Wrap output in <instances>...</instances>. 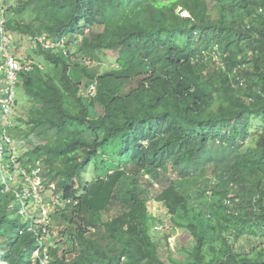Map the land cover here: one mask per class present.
I'll list each match as a JSON object with an SVG mask.
<instances>
[{
  "label": "trees",
  "instance_id": "16d2710c",
  "mask_svg": "<svg viewBox=\"0 0 264 264\" xmlns=\"http://www.w3.org/2000/svg\"><path fill=\"white\" fill-rule=\"evenodd\" d=\"M7 8L13 33L65 37L81 57L134 48L140 60L99 73L39 46L35 57L60 68L61 84L38 68L21 74L27 114L12 133L32 148L19 160L40 161L46 180L77 202L61 212L74 230L51 248V264H264V0H17ZM27 10L33 18L20 20ZM141 44L161 52L160 73ZM67 129L74 134L61 145L42 142ZM14 198L0 196V264H33L36 234L14 224ZM158 202L163 212L153 211ZM167 224L188 230L190 244L166 235L159 248Z\"/></svg>",
  "mask_w": 264,
  "mask_h": 264
},
{
  "label": "clouds",
  "instance_id": "9594fccd",
  "mask_svg": "<svg viewBox=\"0 0 264 264\" xmlns=\"http://www.w3.org/2000/svg\"><path fill=\"white\" fill-rule=\"evenodd\" d=\"M11 4H14L13 0H0V196L15 195L14 201L19 204L20 218H27V222L22 223L20 232L36 234L38 245L32 254V263L51 264L54 260L51 248H57L56 242L61 239L68 240L74 230L72 223L65 221L61 212L67 211L77 202L73 201L72 197L65 196V191L59 184L46 180L47 171H44V164L40 161L29 162L27 157L24 161L19 160L32 147L22 151L21 145L27 144L14 138L12 132L20 116L16 117L17 101L25 99L24 96L20 97L21 74L36 68L51 74L47 71L50 68L47 67L46 61L35 57V49L40 46L52 54H63L73 62L78 61L74 60L71 50L74 48L71 46L73 43L67 42L65 37L31 38L20 35L31 44L29 55L26 56L24 46L17 37L19 34L13 33L7 27V7ZM83 58L84 56L82 60ZM146 177L155 186L159 185L152 175L147 174ZM59 253L63 252L58 251L57 254Z\"/></svg>",
  "mask_w": 264,
  "mask_h": 264
},
{
  "label": "rangeland",
  "instance_id": "374dc122",
  "mask_svg": "<svg viewBox=\"0 0 264 264\" xmlns=\"http://www.w3.org/2000/svg\"><path fill=\"white\" fill-rule=\"evenodd\" d=\"M17 0H13V3H16ZM187 12L184 13V15H186ZM34 14L32 13L31 10H27L26 13H25V16H22L20 18V20H23V21H30L32 18H33ZM18 39L21 40L23 46H24V54L26 56L29 55V48H30V42L24 38H22L23 36H20V35H17ZM80 43V41L78 42ZM72 48V52H73V56H74V60H79L81 63H85L86 66H88V68L91 70V71H94V72H106V71H111L112 68H114L115 66H119L120 64V61H126L130 56L134 55L133 58L130 60L131 65L133 63H136L138 67L139 66V62L140 60L137 58V54L135 53V50L134 48H124V49H118V50H111V51H105V52H99V53H95L93 56H92V53L88 54L87 55H84V58L82 60V57H80L79 55L80 52L77 50V43H73L71 44ZM140 52L142 54V56L144 57V59L147 61V62H151L152 64V69H156L159 73L161 72V68H162V60H158L156 58L157 55L161 54L160 51H148L147 49L144 48L143 44L140 45ZM134 59V60H133ZM46 65L48 68L50 69H47V71H50L51 74L53 75L54 79L58 82V84H61L60 80H59V75H60V68L58 66H55V65H52V63L50 62H46ZM145 69H147V67H144V71ZM142 70V68H138L136 69V71H140ZM72 74L74 76V78L76 80L79 79V75L76 74V70L75 68L72 69ZM22 92V91H21ZM27 107V104H26V101L25 99H21V101L17 104V107H16V117L18 115H26L27 114V110L25 109ZM73 129H67V130H63V131H58V130H51L49 131V133L43 137L44 140H42V142H54V141H58V144H62L65 140H67L69 137H71L74 133H73ZM38 139H36L37 141ZM39 143V142H38ZM255 141H251L249 143H246V145L243 147V149H246L248 146H250L251 144H254ZM30 146L29 145H21V150L24 151V150H27V148H29ZM172 152V151H171ZM175 156V154H169L168 157H173ZM1 185V183H0ZM160 202L158 203H155L152 205V209L154 212H156V210H159V212H163L164 211V207L160 206V207H157L159 206ZM30 205V204H29ZM197 206V205H196ZM12 207L14 208V216H13V219L16 221L14 222V224L16 226H20L24 221L27 222V218L24 217V220H22L19 216V210H18V207H19V204L18 202L14 201L12 203ZM198 207V206H197ZM201 207V206H200ZM198 207V208H200ZM157 208V209H156ZM167 213V211H166ZM169 219V217H165L164 220L167 222ZM158 222V221H157ZM170 224V223H169ZM169 224H167V228L166 229V233L165 235L161 233V235L159 236V241H160V245L162 246H159V248H163V249H167V238H166V235L169 236V239L172 244H179V241L184 239L185 242H184V245H189L190 244V239H191V234L189 233L188 230H186L185 228H177L175 227V231H172V227L169 226ZM10 225V218H8V221H7V226ZM161 225H164V224H159L158 226V229L159 228H162ZM165 226V225H164ZM170 233V234H169ZM244 242H246V240L243 239ZM250 245L247 244V247H249ZM182 250V249H181ZM63 253H59V255L61 256ZM180 255H183L184 252L180 251L179 252ZM152 261V260H151Z\"/></svg>",
  "mask_w": 264,
  "mask_h": 264
},
{
  "label": "built area",
  "instance_id": "2783aa9c",
  "mask_svg": "<svg viewBox=\"0 0 264 264\" xmlns=\"http://www.w3.org/2000/svg\"><path fill=\"white\" fill-rule=\"evenodd\" d=\"M95 90V86H92V92Z\"/></svg>",
  "mask_w": 264,
  "mask_h": 264
},
{
  "label": "water",
  "instance_id": "95a60500",
  "mask_svg": "<svg viewBox=\"0 0 264 264\" xmlns=\"http://www.w3.org/2000/svg\"><path fill=\"white\" fill-rule=\"evenodd\" d=\"M189 13H186V15H188Z\"/></svg>",
  "mask_w": 264,
  "mask_h": 264
}]
</instances>
